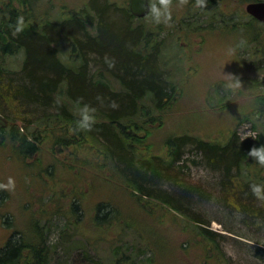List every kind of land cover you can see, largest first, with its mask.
<instances>
[{"label":"rangeland","instance_id":"1","mask_svg":"<svg viewBox=\"0 0 264 264\" xmlns=\"http://www.w3.org/2000/svg\"><path fill=\"white\" fill-rule=\"evenodd\" d=\"M91 1L40 0L38 6L58 19ZM115 1L120 6L112 4L111 14L118 18L125 0ZM189 2L170 0L169 24H155L148 16L134 19L166 37L164 54L171 63L163 77L176 91L162 125H153L145 136L148 151L140 150L143 155L165 156L166 141L179 136L223 143L234 134L264 138V24L234 29L232 23L252 18L246 2L228 0L225 15L211 26L213 12L191 11ZM184 21L192 26H182ZM241 38L245 45L235 47ZM56 45L63 60L71 62L69 39ZM21 62L22 55L13 57L7 70L16 81L22 77ZM101 64L90 56L92 74ZM224 71L238 75L242 86L225 90ZM53 112L0 98V114L21 133L34 130L35 116ZM7 143L0 146V181L13 176L16 188L11 193L0 189V251L8 241L24 238L31 244L41 240L50 249L51 264H115L117 257L121 264H264V201H258L263 209L253 214L231 204L223 172L208 165L192 139L182 146V159L170 169L173 175L159 182L180 199L178 211L155 196L136 193L111 161L104 164L93 143L55 149L43 138L38 153L29 157H19ZM99 203L103 216L110 212L105 223L95 219ZM201 223L217 234L211 246L200 235Z\"/></svg>","mask_w":264,"mask_h":264},{"label":"trees","instance_id":"2","mask_svg":"<svg viewBox=\"0 0 264 264\" xmlns=\"http://www.w3.org/2000/svg\"><path fill=\"white\" fill-rule=\"evenodd\" d=\"M39 1L0 0V98L18 106L55 108V112L35 116V127L30 134L21 133L19 127L16 129L8 123L6 128H0V146L8 142L19 157H29L38 153L43 138L51 140L55 149L93 143L104 164L111 161L136 193L155 196L178 211L180 199L163 189L159 182L173 175L170 169L182 159V146L192 139L208 165L223 172L231 204L245 213L263 209L250 185L264 183V166L247 153L253 146L262 145L258 141L264 138L241 139L234 134L223 143L179 136L166 141L165 156L143 155L140 151L147 150L145 136L153 125L164 122L163 112L172 105L176 91L163 77L164 72H170L167 66L171 63L164 54L166 37L143 24H135L137 17L131 13L128 0L123 3L118 18L111 14L112 4L119 5L115 0L102 3L92 0L90 6L58 19L49 18L42 5L38 6ZM189 1L191 11H212L209 25L214 26L225 15L228 0H206L204 6H198V0ZM18 22L21 29L14 31ZM230 22L226 21V26ZM257 23L262 22L252 18L231 25L242 31L254 28ZM89 24L94 29H89ZM181 25L191 27L192 23ZM63 38L70 41L71 62L63 60L56 45ZM261 51L264 55V49ZM19 55H22V77L16 81L7 70L12 68V58ZM91 55L102 60V67L93 74ZM261 82L264 84V80ZM84 105L94 112L95 124L91 129L77 131L79 109ZM253 127L257 129L256 125ZM71 207L75 212L82 209L74 203ZM103 207L99 203L95 214L101 223L110 220V212L105 216L100 213ZM199 226L200 235L211 246L217 234L204 223ZM0 264H51V252L41 240L35 244L26 243L24 238L10 240L0 251ZM115 264H121V257L115 259Z\"/></svg>","mask_w":264,"mask_h":264},{"label":"clouds","instance_id":"3","mask_svg":"<svg viewBox=\"0 0 264 264\" xmlns=\"http://www.w3.org/2000/svg\"><path fill=\"white\" fill-rule=\"evenodd\" d=\"M206 0H198V6H204ZM146 6L149 8L147 12L148 18L155 24L165 23L169 24L172 21V10L170 0H147ZM22 22V18H21ZM21 22H18L17 28L14 31H20ZM246 41L241 38L235 47H243ZM109 66H112V62L109 61ZM224 88L239 89L242 86V81L238 75L232 72H225L223 74ZM95 124L94 112L84 105L79 109V116L75 129L77 131L91 129ZM256 137V136H253ZM258 162L261 166H264V144L260 146H253L247 153ZM253 195L261 201H264V183H252L250 185ZM16 188V179L13 176H8L6 181H0V189H6L8 192H14Z\"/></svg>","mask_w":264,"mask_h":264},{"label":"water","instance_id":"4","mask_svg":"<svg viewBox=\"0 0 264 264\" xmlns=\"http://www.w3.org/2000/svg\"><path fill=\"white\" fill-rule=\"evenodd\" d=\"M147 0H130L129 8L133 15L139 18L147 16L149 8L146 6ZM246 11L253 15L258 20L264 22V0L251 1L246 5ZM8 119L0 114V128H6L8 126Z\"/></svg>","mask_w":264,"mask_h":264},{"label":"flooded vegetation","instance_id":"5","mask_svg":"<svg viewBox=\"0 0 264 264\" xmlns=\"http://www.w3.org/2000/svg\"><path fill=\"white\" fill-rule=\"evenodd\" d=\"M257 1H260V0H257ZM247 3H249V2H247ZM247 3L245 4V7H246ZM245 11H246V8H245ZM246 12H247V11H246ZM247 14H248L249 16H251L253 19H255L256 21L262 22V21L258 20L257 18H255L253 15L249 14L248 12H247ZM262 23H264V22H262Z\"/></svg>","mask_w":264,"mask_h":264},{"label":"built area","instance_id":"6","mask_svg":"<svg viewBox=\"0 0 264 264\" xmlns=\"http://www.w3.org/2000/svg\"><path fill=\"white\" fill-rule=\"evenodd\" d=\"M255 134H256V132H255Z\"/></svg>","mask_w":264,"mask_h":264}]
</instances>
